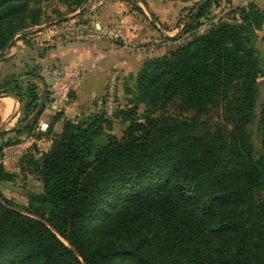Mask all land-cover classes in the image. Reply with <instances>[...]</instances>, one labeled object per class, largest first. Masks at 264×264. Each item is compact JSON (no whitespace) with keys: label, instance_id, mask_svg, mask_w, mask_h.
<instances>
[{"label":"trees","instance_id":"1","mask_svg":"<svg viewBox=\"0 0 264 264\" xmlns=\"http://www.w3.org/2000/svg\"><path fill=\"white\" fill-rule=\"evenodd\" d=\"M63 1L76 8L85 2ZM217 1H200L184 32L195 34ZM36 4L0 0V52L42 24ZM260 32L264 9L251 1L230 21L147 61L136 105L113 115L127 123L122 138L109 133L114 122L105 113L65 120L59 133L63 114L54 116L37 135L48 149L28 163L43 184L35 199L47 210L16 205L0 191V264H264ZM19 90L32 117L12 132L35 137L45 104L36 86ZM177 102L198 115L221 108L232 127L202 131L193 119L159 114ZM16 177L0 164L1 183Z\"/></svg>","mask_w":264,"mask_h":264},{"label":"rangeland","instance_id":"2","mask_svg":"<svg viewBox=\"0 0 264 264\" xmlns=\"http://www.w3.org/2000/svg\"><path fill=\"white\" fill-rule=\"evenodd\" d=\"M35 1L37 2L35 6L41 10L42 24L17 34L12 47L4 55L0 56V102L6 101L5 99H14L17 105H22L19 107L22 111L19 120L23 123L20 126L21 128L27 124V119L25 118H30V115H25L24 113V106L28 102V99L23 98L22 104L16 95L21 94L20 92L22 90H19L20 88L23 91L26 90L27 87L24 82L26 78L34 75L33 73H45L46 76L54 78L64 76L55 77L49 75L51 70L58 67L56 64H44L42 62L43 50H37L35 47L37 40H34V37L37 33L51 28L53 30V27L57 26L54 31V35L57 38L60 35H67L70 37L68 40L72 43H97L110 40L114 43V46L116 45L115 49L123 52L122 55L125 57L128 67L124 70L119 67L114 68L109 72L107 83L104 87V94L96 98V106L94 108V113H98L97 106L99 100L106 97L110 90V83L112 80H115L114 109L112 113L114 115L116 112H126L136 105L135 96L137 95L138 74L147 61L166 56L176 51L190 42L197 34H203L209 31L211 25L217 23L218 19L230 21L233 19L234 11H226L225 9L229 8L222 7L223 0L217 1L220 4L218 7L222 8L221 12L217 13L216 8L218 7L213 6L211 16L203 20V24L195 34H190L184 32L186 23L188 22V14L202 0H149L152 4L151 7L158 12H162V10L168 8V20L170 22L167 23H162L158 20L159 18L155 15L153 16L149 4L147 3L148 7H146L143 3L147 2V0H85L80 8H76L75 6L71 7L69 3L63 0ZM116 2H128L129 7L132 8L131 15L133 19L129 25L132 26L130 28L132 33L126 36H119L123 33L122 29H117L116 27L118 23L121 24L120 22L108 24L109 22L104 20L105 13H108L111 5ZM261 8L263 7L261 6ZM97 22H99L98 26L96 25ZM143 24H146V27ZM84 26H88L89 28L84 29ZM84 34H91L93 37L89 36L86 39ZM145 35L147 36V40L143 39ZM260 35L261 38H264L263 33H260ZM138 37L140 39H137ZM155 37L158 38V42L155 41ZM33 40L35 41L34 46L32 43ZM58 41L51 42V45L54 46ZM48 43L50 42H44V44ZM16 45L23 46L17 49ZM258 47L264 57V40H259ZM150 53L153 55L150 56ZM259 84L260 98L258 113L260 112V105L264 102V67L263 76L259 78ZM145 110L146 106L141 104L138 109V116L142 117ZM162 113L177 118L186 117L193 119L202 131L216 130L224 126H228V129L232 127L230 124L227 125V116L221 108H213L206 114L198 115L193 111L182 110L181 104L177 102L159 112V114ZM121 116L114 123L112 130V133L119 138L123 137V133L127 127V123L122 122ZM0 127L2 128L1 133H3L6 128L5 123ZM46 132L36 131L35 137L23 133L21 138H18L20 136L16 135L9 136L10 134L8 135V133L11 132H7L5 136L2 135L0 138V164H3L7 171L17 174L13 182H0L1 193L16 205L40 208L43 211L47 209L41 206L35 199L43 193V184L37 174L34 173L35 168L31 163L28 166V163L30 157L38 160L42 157V153L48 149L50 145L48 140L39 139L37 136L40 133L44 134ZM7 143L11 144V146L6 147ZM25 155L28 156L26 158L27 160H25V169L22 170L21 159Z\"/></svg>","mask_w":264,"mask_h":264},{"label":"crops","instance_id":"3","mask_svg":"<svg viewBox=\"0 0 264 264\" xmlns=\"http://www.w3.org/2000/svg\"><path fill=\"white\" fill-rule=\"evenodd\" d=\"M251 1L257 2L258 4L260 3L263 7L262 9H264V0L223 1L222 7L229 8L225 9L226 11H233L240 6H246ZM127 3L128 2L114 3L111 5V9L108 13H105L104 15V20L109 22L108 24L114 22L121 23L116 25L117 29L119 28L123 31L119 36H126L132 33V30L130 29L132 26H129L133 19L131 15L132 8H130L129 3ZM147 3L152 10L153 16L155 15L159 18L158 20L160 22H170L168 20L169 11L167 10V7V9L162 10V12H158L151 7L152 4L149 0H147ZM221 10V7L216 8L217 13L221 12ZM120 12L122 13L121 15ZM173 16H175V14H173ZM98 23L99 22L96 24L97 26ZM103 23H105V21H103ZM143 26L146 27V24H143ZM56 27L57 26L53 27V30L51 28L37 33L34 37V40H37V44L35 45L34 40L32 43L37 50H43L42 62L44 64H56L59 69L64 70V76L54 78L46 76L45 73H33L34 75L28 76L24 82L26 87L28 85H34L37 87L39 95L38 103L45 104V109L39 119V123L47 121L50 126L54 116L58 113L63 114L61 120L54 126V131L59 133L62 131L65 120H83L87 122L89 116L94 113L96 98L99 95L104 94V87L106 86L109 72L118 67L124 70L128 65L125 57L122 55L123 52H119L115 49L116 45L114 46L112 41L72 43L68 40L70 37L67 35H60V37L57 38L56 35H54ZM87 28L89 27L84 26V29ZM260 33L264 34V32ZM137 39H140V37ZM143 39L147 40V36H143ZM55 40L59 41L52 46L51 42ZM259 40L262 41L264 38H261L260 35ZM47 41L50 43L44 44V42ZM155 41L158 42V38L155 37ZM258 45L259 41L257 42V46ZM22 46L23 45H16L17 49ZM50 46L52 47L48 49ZM152 55L153 54L150 56ZM5 100L6 101L0 102V115L2 117L1 125L5 123L6 128L4 132H11L8 133V135L10 134L9 136L16 135L20 136L18 138H21L23 133L12 131L20 129V126L23 124L19 121L22 113L21 108L19 109V107L22 105H17L14 99ZM31 117L32 116L30 115V118ZM111 119H113L114 123L117 121V118H114V116H112ZM109 133L113 134L112 131Z\"/></svg>","mask_w":264,"mask_h":264},{"label":"built area","instance_id":"4","mask_svg":"<svg viewBox=\"0 0 264 264\" xmlns=\"http://www.w3.org/2000/svg\"><path fill=\"white\" fill-rule=\"evenodd\" d=\"M84 35H81V36H84L86 39L89 36H92L91 34H84ZM49 75H52L55 77L62 76V75H64V70L56 68V69L51 70L49 72ZM114 84H115V80H112V82L109 85L110 86L109 92L107 93V95L104 99L102 98L99 100L98 106H97L98 113H105L108 117L113 116L112 113H113V109H114ZM48 129H49L48 122H40L38 124L36 130L39 132H46V131H48Z\"/></svg>","mask_w":264,"mask_h":264},{"label":"water","instance_id":"5","mask_svg":"<svg viewBox=\"0 0 264 264\" xmlns=\"http://www.w3.org/2000/svg\"><path fill=\"white\" fill-rule=\"evenodd\" d=\"M87 3V2H86ZM85 3V4H86ZM14 42H15V39H13L12 40V42L4 49V50H2L1 52H0V56H2V55H4L7 51H8V49H10L11 47H12V45L14 44ZM2 132V128L0 127V133Z\"/></svg>","mask_w":264,"mask_h":264}]
</instances>
